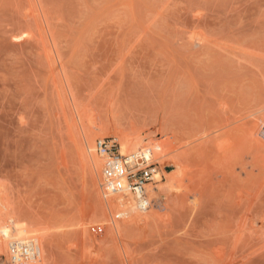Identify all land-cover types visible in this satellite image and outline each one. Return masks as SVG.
<instances>
[{"label":"rangeland","instance_id":"1","mask_svg":"<svg viewBox=\"0 0 264 264\" xmlns=\"http://www.w3.org/2000/svg\"><path fill=\"white\" fill-rule=\"evenodd\" d=\"M122 136L162 181L117 232ZM0 212L44 264H264V0H0Z\"/></svg>","mask_w":264,"mask_h":264},{"label":"built area","instance_id":"2","mask_svg":"<svg viewBox=\"0 0 264 264\" xmlns=\"http://www.w3.org/2000/svg\"><path fill=\"white\" fill-rule=\"evenodd\" d=\"M93 148L105 161L101 169L102 182L116 184L113 193L129 192L135 201L134 207L138 211H146L151 201L145 193V186L156 184L153 182L155 165L148 164L140 152L121 156L114 139H96ZM98 229L94 228L93 231ZM38 254L39 245L34 238L14 239L7 244L8 264H34Z\"/></svg>","mask_w":264,"mask_h":264},{"label":"bare ground","instance_id":"3","mask_svg":"<svg viewBox=\"0 0 264 264\" xmlns=\"http://www.w3.org/2000/svg\"><path fill=\"white\" fill-rule=\"evenodd\" d=\"M121 136V135H120ZM88 139V138H87ZM87 139H86V137H85V141L87 142V143H85V144H87V152L88 153H91V150H90V144H91V138H89L90 140L89 141H87ZM119 139V149H120V155L121 156H123V155H126V154H128V155H131V154H138L139 153V150H141L140 148H142L143 146H142V144H141V142H137V143H134L133 145L131 144V143H129V141H127V139H125V138H123V136L122 137H120V138H118ZM148 147V146H147ZM95 151V150H94ZM140 154H143V157L145 158V160H146V162L149 164V163H152V162H154V163H159L160 162V158L162 157V152H161V150H160V148H158L157 146H155V147H148V148H145V150H142L141 152H140ZM91 156V155H90ZM127 156V155H126ZM92 158H94L93 157V155H92V157H91V161H93V160H96V158L95 159H93L92 160ZM99 159L97 158V162H101L100 160L98 161ZM95 161V162H96ZM94 162V161H93ZM103 163V162H102ZM102 163H100L99 165H101V167H103L102 165ZM98 165V163H94V164H92V165H94V167L95 168H97L98 169V167H96V165ZM98 165V166H99ZM100 167V166H99ZM162 174H163V172H162ZM163 175H165V176H167V174H163ZM172 176V175H171ZM170 179V178H169ZM153 180H154V182L155 183H159V182H161L162 181V175L160 174V172L158 173V174H154V176H153ZM100 184V183H99ZM161 184V183H160ZM120 185L122 186L123 184H122V182L120 183ZM162 185V184H161ZM101 186H102V184H101ZM101 189H102V187H101ZM161 190L160 189V186H153V185H151V184H148V185H146L145 186V193L147 194V195H149L150 196V199L151 198H153V197H155V198H157L158 196V192ZM156 191H158V192H156ZM101 192H104V191H101ZM160 193H161V191H160ZM117 194V196H116V200H117V206L114 208V209H111L108 205H107V202H105V200L103 199V202L105 203L104 204V206H105V209H106V212H107V214H108V216H107V218H108V220L107 221H110L109 223H111V224H113V229L114 230H116L117 232H118V224H119V221L117 222L115 219H114V217H113V213H114V211H115V217L117 216V217H123L124 218V216H126L124 219L122 218V220L125 222V223H127V222H132L133 224H137V223H141V224H144V222H146L147 220H148V217L144 214V213H146V212H148V211H146V212H144V213H142V214H140V213H137L138 211H136L135 212V210H134V199H133V197H132V195L129 193V192H127V191H122V192H120V193H116ZM102 196H103V198L104 197H107L106 196V194L105 193H102ZM157 196V197H156ZM158 199H159V197H158ZM155 201V200H154ZM150 205V204H149ZM4 207V206H3ZM150 207V206H149ZM5 208V207H4ZM8 208H9V206H8ZM2 209V208H1ZM151 209V208H150ZM150 209H148V210H150ZM6 211H7V209H5ZM9 211H10V209H9ZM8 211V212H9ZM2 212V211H1ZM0 212V213H1ZM5 212V211H4ZM7 212V214L9 215V213ZM11 212V211H10ZM3 213V212H2ZM5 214V213H4ZM13 214V213H12ZM1 216V215H0ZM13 217H15V216H13ZM18 217V216H17ZM105 220V221H106ZM121 220V219H120ZM19 221H20V219H19ZM19 221H17V222H15V220H13V219H8V222L6 223V224H1L0 223V255H5L6 257V260H5V264H8V257H7V245H6V242H7V244H8V239H12V238H17V239H21V238H25L26 236H28V235H30L31 234V232L30 231H28V227H26V226H24V225H22V224H20V223H18ZM122 221V222H123ZM24 224H26V223H24ZM108 224V223H107ZM111 228H112V226H111ZM109 231V230H108ZM111 231V230H110ZM115 231V232H116ZM41 234V233H40ZM40 234H38V236L40 235ZM112 234V233H111ZM41 236H43V235H41ZM44 236H46V235H44ZM30 238V237H29ZM40 238H42V237H40ZM37 240V239H36ZM43 241V240H42ZM49 242V241H48ZM44 243H46V240L44 241ZM50 243V242H49ZM38 244H40V243H38ZM48 244V243H47ZM46 245V244H45ZM42 246H39V254H38V256H37V258H36V260L34 261V264H44V262H43V260L45 261V258H43L42 259V257H43V255H44V257H45V253L43 254V251H42ZM45 249V248H44ZM40 256H41V263H39L40 262ZM49 259V258H48ZM48 259L46 258V260L48 261ZM50 260V259H49ZM49 263V262H48ZM47 263V264H48Z\"/></svg>","mask_w":264,"mask_h":264}]
</instances>
